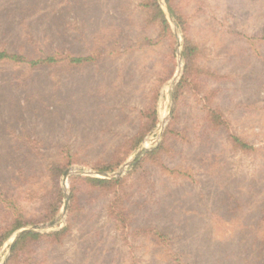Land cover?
<instances>
[{
    "label": "rangeland",
    "instance_id": "374dc122",
    "mask_svg": "<svg viewBox=\"0 0 264 264\" xmlns=\"http://www.w3.org/2000/svg\"><path fill=\"white\" fill-rule=\"evenodd\" d=\"M140 1L0 0V49L28 57L99 52L75 66L0 61V224L13 205L39 212L37 201L16 196L17 188L59 184L64 196L58 215L24 226L54 221L41 232L67 224L70 230L60 242L43 244L46 261L38 254L32 264H176L154 233H120L109 217L106 191L82 184L69 206L72 176L114 172L131 158L133 163L160 142L173 120L181 133L162 156L167 167L148 162L128 180L134 225L160 230L187 264H264V0H176L188 13L198 63L222 75L211 83L227 120L217 130L206 124L191 92L174 121L172 92L184 70L182 33L178 26L177 36L168 21L176 42L158 39ZM157 86L153 132L116 169L93 168L138 130ZM233 132L252 149L235 148L228 136ZM67 151L75 162L52 175V164ZM131 165L112 178L128 174ZM14 237L0 246V264Z\"/></svg>",
    "mask_w": 264,
    "mask_h": 264
},
{
    "label": "trees",
    "instance_id": "16d2710c",
    "mask_svg": "<svg viewBox=\"0 0 264 264\" xmlns=\"http://www.w3.org/2000/svg\"><path fill=\"white\" fill-rule=\"evenodd\" d=\"M171 14L176 19L181 30L182 41V57L184 60V70L180 80L174 87L172 99L174 101L173 118L179 107V103L185 93L191 92L201 105L200 110L203 113V118L206 124L212 129H221L227 127L225 114L217 101L218 90L211 86L214 77L222 75L216 71H210L208 68L201 66L198 63L200 48L197 42L191 36V23L188 13L184 8L180 7L176 0H166ZM140 6L145 14V22L148 28L158 32L157 38L166 39L171 42H176V36L170 26L168 19L165 16L158 0H141ZM90 55H75L73 53H50L46 56L28 57L20 53L10 52L7 49H0V61H13L16 63H28L32 66L43 64H52L56 62H65L70 66L83 65L95 60L98 56ZM159 86V85H158ZM158 86L155 89L154 96L150 95L149 102L140 113V124L138 130L130 137L122 141L112 152L109 160L100 159L98 162L91 164L98 171H112L116 169L126 158L137 149L143 140L153 132L158 124V110L155 107L156 94L158 95ZM150 94V93H149ZM179 131L174 128L173 120L166 127L161 135V140L151 149H143L131 165V169L125 176L119 178L107 179L97 176H72L71 177V196L69 206L77 198L79 188L82 184L91 189V192L103 190L107 192V210L109 217L115 223V226L120 233L126 238L130 236L133 229L143 230L154 233V237L165 243L168 248V253L176 264H187L180 253L172 248V243L168 237L155 227H143L134 225L135 213L130 208L128 201L131 194L128 180L137 174L139 169L146 163L151 162L162 167H167L162 161V156L170 151V139L174 135H178ZM229 141L235 148L243 151L252 149L251 144L237 133H229ZM59 164L53 163L51 172L52 175H61L63 171L75 162L74 156L70 151L60 155ZM40 184L38 189H25L21 191L17 188L16 196L23 200L37 201L38 214L34 216L32 212L24 210L18 205H13V212L9 214L6 222L0 224V246L20 227L26 224L36 222H46L53 220L59 213L62 205L63 191L59 184L49 188H44ZM83 186V185H82ZM41 190H44L41 192ZM95 190V191H94ZM0 196L3 193L0 192ZM72 212V210H70ZM70 230V224L61 227L57 230L49 232L27 231L23 233L10 248V254L5 264H32L33 260H38V254L43 257L40 247L43 244H52L60 242L66 233ZM39 247V248H38ZM36 248V250H35ZM38 248V249H37ZM39 261V260H38Z\"/></svg>",
    "mask_w": 264,
    "mask_h": 264
},
{
    "label": "water",
    "instance_id": "95a60500",
    "mask_svg": "<svg viewBox=\"0 0 264 264\" xmlns=\"http://www.w3.org/2000/svg\"><path fill=\"white\" fill-rule=\"evenodd\" d=\"M160 4H161V7L165 13V16L166 18L168 19V21L170 22V24L172 25L173 29H174V32L177 36H179V29H178V25L176 23V21L174 20L165 0H159ZM178 55H179V58H182V53L180 51H178ZM162 123L163 120H161ZM161 123V124H162ZM163 129V128H162ZM161 129V131H162ZM142 150V148L139 149V152ZM134 158H131L129 160H127L123 166H121V168L117 171H114V172H90L92 175H97V176H102V177H106V178H112V177H118V176H121L122 175V172L123 170L130 166L132 164V161H133ZM72 173V170L71 169H68L65 171L64 173V178H67L68 175ZM69 198V194H67V200ZM54 222V221H53ZM53 222L51 223H45V224H40V225H29V226H22L20 227L19 229H17L15 231V237L13 238L12 242H11V246L16 242V240L25 232L27 231H35V232H41V231H44L46 230L50 224H52Z\"/></svg>",
    "mask_w": 264,
    "mask_h": 264
}]
</instances>
